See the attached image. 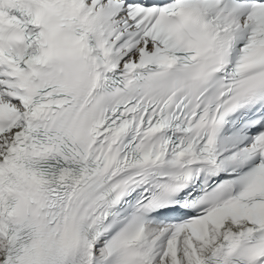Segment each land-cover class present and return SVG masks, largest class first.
Returning <instances> with one entry per match:
<instances>
[{
  "label": "snow or ice",
  "instance_id": "6c2138e0",
  "mask_svg": "<svg viewBox=\"0 0 264 264\" xmlns=\"http://www.w3.org/2000/svg\"><path fill=\"white\" fill-rule=\"evenodd\" d=\"M0 264H264V0H0Z\"/></svg>",
  "mask_w": 264,
  "mask_h": 264
}]
</instances>
